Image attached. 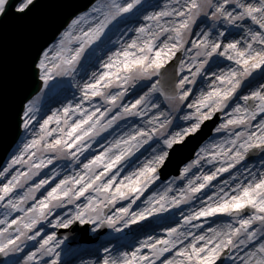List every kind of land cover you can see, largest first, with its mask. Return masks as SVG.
Segmentation results:
<instances>
[{
  "label": "snow or ice",
  "instance_id": "obj_1",
  "mask_svg": "<svg viewBox=\"0 0 264 264\" xmlns=\"http://www.w3.org/2000/svg\"><path fill=\"white\" fill-rule=\"evenodd\" d=\"M47 24L0 38V264H76L78 237V264H264V0H83Z\"/></svg>",
  "mask_w": 264,
  "mask_h": 264
},
{
  "label": "water",
  "instance_id": "obj_2",
  "mask_svg": "<svg viewBox=\"0 0 264 264\" xmlns=\"http://www.w3.org/2000/svg\"><path fill=\"white\" fill-rule=\"evenodd\" d=\"M83 0H38V7L33 16L23 19L8 17L5 21H0V38H6L10 43L24 42L33 33L36 22L39 19H47L48 24L45 28L47 34L60 24ZM9 134L6 138H0V162L6 155L7 144L11 141Z\"/></svg>",
  "mask_w": 264,
  "mask_h": 264
},
{
  "label": "rangeland",
  "instance_id": "obj_3",
  "mask_svg": "<svg viewBox=\"0 0 264 264\" xmlns=\"http://www.w3.org/2000/svg\"><path fill=\"white\" fill-rule=\"evenodd\" d=\"M95 243H82V244H76L74 247L78 246L80 248V252L75 257H70L74 259V261L83 260L85 257L87 258L88 255L84 254L85 250L94 246Z\"/></svg>",
  "mask_w": 264,
  "mask_h": 264
},
{
  "label": "bare ground",
  "instance_id": "obj_4",
  "mask_svg": "<svg viewBox=\"0 0 264 264\" xmlns=\"http://www.w3.org/2000/svg\"><path fill=\"white\" fill-rule=\"evenodd\" d=\"M90 258H91V257H89V256H88L87 258L85 257V259H83V260H84V261H87V260H89ZM79 261H80V260H78V261H75V262H76V264H78V262H79Z\"/></svg>",
  "mask_w": 264,
  "mask_h": 264
},
{
  "label": "clouds",
  "instance_id": "obj_5",
  "mask_svg": "<svg viewBox=\"0 0 264 264\" xmlns=\"http://www.w3.org/2000/svg\"><path fill=\"white\" fill-rule=\"evenodd\" d=\"M163 215V214H162ZM155 219V218H154Z\"/></svg>",
  "mask_w": 264,
  "mask_h": 264
}]
</instances>
